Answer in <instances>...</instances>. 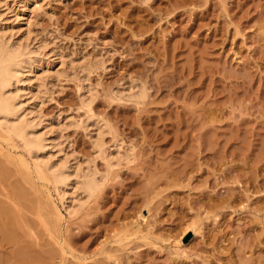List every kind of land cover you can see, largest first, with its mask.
Returning <instances> with one entry per match:
<instances>
[{
  "label": "rangeland",
  "instance_id": "374dc122",
  "mask_svg": "<svg viewBox=\"0 0 264 264\" xmlns=\"http://www.w3.org/2000/svg\"><path fill=\"white\" fill-rule=\"evenodd\" d=\"M1 37L43 166L101 187L0 128V264H264V0H0Z\"/></svg>",
  "mask_w": 264,
  "mask_h": 264
},
{
  "label": "bare ground",
  "instance_id": "6f19581e",
  "mask_svg": "<svg viewBox=\"0 0 264 264\" xmlns=\"http://www.w3.org/2000/svg\"><path fill=\"white\" fill-rule=\"evenodd\" d=\"M40 8H41V6H40ZM26 36H28V35H26ZM34 54L35 53L29 48L28 44H25V43L20 42V41H18V42L13 41L12 42L10 39L8 40L5 37L0 38V128L3 129V130L2 129L1 130L4 132V137L6 136L8 138V140L11 139V141L12 140L14 141V139L15 140L17 139V141L19 140V142L21 141L24 144V147L26 149H28L30 155H32L35 158V161L37 162V168L41 170V171H39V173L44 178H46L50 181L52 180L51 182L54 183V184L52 183L53 185L56 184L54 186V188L57 186L56 187L58 189L57 192L59 191L58 194H60L62 196L61 198H63V201L66 199L65 197L67 196L66 195L63 197L64 194H67V191H68L67 187H69L70 185L72 186V183H73V182H71L72 178H74L73 180L75 182L73 184V185H75V186H73V187H75L74 190L79 188L80 191L82 190L83 193L88 194L87 197H89V196L92 197V195H95L96 192L98 191V189L101 187V184L99 185L100 182L98 183L96 178H94L95 174L93 176H91L92 174L90 175V173H87V172L85 174H82L81 172H79L80 170L78 171V169H76L75 173L71 174V172H69L71 167L66 165V162L65 163L64 162H57V163L52 162L51 163V162H48V161H50V160H48L46 163H44V166H43V161L41 162V160H40L41 158H40L38 153H40V151H42L44 146L46 145L44 143L45 139L43 137H41V135L39 136L36 134V131L34 130V128H35L34 124L29 121V118L27 116H25L26 113L25 114L23 113L22 106L20 105L22 103H20V101L17 100L18 95L16 94V91L19 88L17 86V84L18 83L22 84L21 83L22 81L24 82L25 77H23V76H25V73L27 71L30 72L32 63L36 59ZM58 75H59V73H58ZM1 136H2V134H1ZM100 137H102V136H100ZM2 138H3V136H2ZM101 144H102V142H101ZM97 145L99 147H101V145L99 143ZM99 149H101V148H99ZM43 168H45V169L43 170ZM75 191L70 192L72 195V198H70L71 203H69L67 205V208H66L69 211V213H75L77 211V208H78L77 206H79V204H82L76 200L78 198V196L77 197L74 196V194H76ZM82 192H81V194H82ZM19 194H20V192H19ZM71 195H70V197H71ZM65 201H67V200H65ZM79 201H81V200L79 199ZM77 202L79 203L78 205H77ZM6 208L7 207L5 206V208L2 207L0 209L1 216L2 215L6 216L7 218H5V219H7V220L9 217L10 218L9 221L13 225L16 224V228H17V225L18 224L20 225V223H22V222H20L21 220L20 221L17 220L18 219L17 216L13 217V215H11ZM17 221H19V223ZM9 223H7V224H8V226L11 227L12 225H11V223L9 225ZM5 224H6V222H5ZM8 226L2 227V231L0 233H2L3 235L2 234L1 235L4 236L5 238L11 240L10 239L11 234L9 233L10 235H8V233H7L8 228H9ZM13 227L14 226H12V228ZM189 228H187V229L189 230ZM3 229H4V233H3ZM9 229L11 230V228H9ZM17 229H19V227ZM12 231H13V229H12ZM4 234H6L8 236L6 237ZM13 234H15L14 231H13ZM13 236H15V235H13ZM11 238H13V237H11ZM13 240H15V239H13ZM23 259L26 260L25 258H23ZM23 259H21V261ZM30 260H31V258H30ZM35 260H36V258H35ZM33 262H34V260H33Z\"/></svg>",
  "mask_w": 264,
  "mask_h": 264
}]
</instances>
